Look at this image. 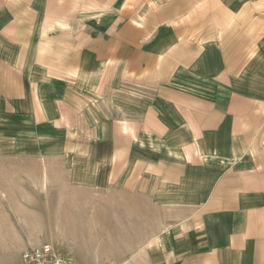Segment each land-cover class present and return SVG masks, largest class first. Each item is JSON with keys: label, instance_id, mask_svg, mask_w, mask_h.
Wrapping results in <instances>:
<instances>
[{"label": "crops", "instance_id": "crops-1", "mask_svg": "<svg viewBox=\"0 0 264 264\" xmlns=\"http://www.w3.org/2000/svg\"><path fill=\"white\" fill-rule=\"evenodd\" d=\"M259 5L0 0V264L48 242L7 214L39 212L30 183L50 180L54 161L145 200L157 261L264 264ZM98 133L108 139L84 141ZM33 162L39 178L23 173Z\"/></svg>", "mask_w": 264, "mask_h": 264}, {"label": "rangeland", "instance_id": "rangeland-1", "mask_svg": "<svg viewBox=\"0 0 264 264\" xmlns=\"http://www.w3.org/2000/svg\"><path fill=\"white\" fill-rule=\"evenodd\" d=\"M259 2V6L252 7V12L259 16L258 26L262 32L264 0ZM97 8L84 7L77 14L93 16ZM84 136V141L88 143L108 139L107 134L102 133ZM3 152L5 157H10L12 153L10 148ZM51 165L50 180L30 183L33 191L41 195L35 199L40 206L35 205L39 212L7 214L8 218L12 217L21 236L48 239L47 243L70 255L75 264H170L165 263L166 258L164 262L157 261L155 238L151 240L148 237L156 232L155 227H150L155 226L157 215L140 214L145 200L128 197L124 192V182H88L85 181L86 174L77 176L72 166L64 172L58 162L54 161ZM24 169V174L39 178L42 168L33 162ZM99 169H107V166H100ZM101 177L106 179L107 175ZM4 205L5 208L10 207L6 203ZM167 216L165 214V223L170 221ZM2 221L4 231H7V221ZM168 236H165V243L169 242Z\"/></svg>", "mask_w": 264, "mask_h": 264}, {"label": "built area", "instance_id": "built-area-1", "mask_svg": "<svg viewBox=\"0 0 264 264\" xmlns=\"http://www.w3.org/2000/svg\"><path fill=\"white\" fill-rule=\"evenodd\" d=\"M21 264H75V261L52 244L44 243L26 248L21 254Z\"/></svg>", "mask_w": 264, "mask_h": 264}]
</instances>
